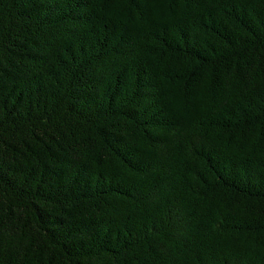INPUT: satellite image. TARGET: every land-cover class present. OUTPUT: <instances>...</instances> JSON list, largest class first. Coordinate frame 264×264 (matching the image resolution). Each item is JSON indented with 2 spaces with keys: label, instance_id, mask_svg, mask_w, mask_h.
Wrapping results in <instances>:
<instances>
[{
  "label": "trees",
  "instance_id": "16d2710c",
  "mask_svg": "<svg viewBox=\"0 0 264 264\" xmlns=\"http://www.w3.org/2000/svg\"><path fill=\"white\" fill-rule=\"evenodd\" d=\"M0 264H264V0H0Z\"/></svg>",
  "mask_w": 264,
  "mask_h": 264
}]
</instances>
